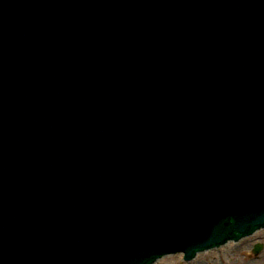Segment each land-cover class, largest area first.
Returning a JSON list of instances; mask_svg holds the SVG:
<instances>
[{"label": "water", "instance_id": "water-1", "mask_svg": "<svg viewBox=\"0 0 264 264\" xmlns=\"http://www.w3.org/2000/svg\"><path fill=\"white\" fill-rule=\"evenodd\" d=\"M212 1L0 0V264L264 227V0Z\"/></svg>", "mask_w": 264, "mask_h": 264}, {"label": "rangeland", "instance_id": "rangeland-1", "mask_svg": "<svg viewBox=\"0 0 264 264\" xmlns=\"http://www.w3.org/2000/svg\"><path fill=\"white\" fill-rule=\"evenodd\" d=\"M238 242L233 241L232 244ZM257 243H262L263 248L259 253L253 249ZM224 256V257H222ZM227 257H230L231 261ZM257 257V260L255 259ZM259 258V259H258ZM264 264V229L258 232L254 238L243 241L236 251L228 247H221L220 250H209L207 253H200L196 262L190 264ZM156 264H189L179 255L170 256L167 260L158 261Z\"/></svg>", "mask_w": 264, "mask_h": 264}, {"label": "bare ground", "instance_id": "bare-ground-1", "mask_svg": "<svg viewBox=\"0 0 264 264\" xmlns=\"http://www.w3.org/2000/svg\"><path fill=\"white\" fill-rule=\"evenodd\" d=\"M259 232V231H258ZM258 232L256 233V234H254V235H252V236H249L248 237V239L250 238H254L257 234H258ZM245 241V240H244ZM243 242V241H242ZM242 242H238V243H236V244H232L231 243V245L228 247L227 245H225L226 247H228V248H231L233 251H236L238 248H240V245H241V243ZM172 256V255H171ZM179 256L181 257V254H179ZM170 257V255L169 256H165L164 258H163V260H167L168 258ZM222 257H224V256H222ZM228 258V260L229 261H231V259H230V257H227ZM256 260H257V257L255 258ZM259 259V258H258ZM210 264V263H209Z\"/></svg>", "mask_w": 264, "mask_h": 264}]
</instances>
